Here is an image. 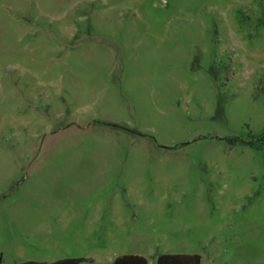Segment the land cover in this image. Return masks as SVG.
Returning <instances> with one entry per match:
<instances>
[{
    "label": "rangeland",
    "instance_id": "374dc122",
    "mask_svg": "<svg viewBox=\"0 0 264 264\" xmlns=\"http://www.w3.org/2000/svg\"><path fill=\"white\" fill-rule=\"evenodd\" d=\"M264 264V0H0V264Z\"/></svg>",
    "mask_w": 264,
    "mask_h": 264
},
{
    "label": "trees",
    "instance_id": "16d2710c",
    "mask_svg": "<svg viewBox=\"0 0 264 264\" xmlns=\"http://www.w3.org/2000/svg\"><path fill=\"white\" fill-rule=\"evenodd\" d=\"M199 256L192 254H159L155 264H198ZM16 264H87L78 258H61L50 262L27 260ZM111 264H146V259L138 254H122L115 256Z\"/></svg>",
    "mask_w": 264,
    "mask_h": 264
}]
</instances>
